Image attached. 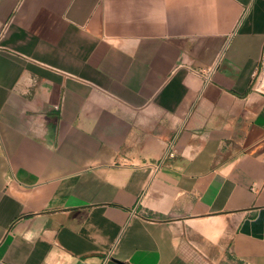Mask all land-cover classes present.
Wrapping results in <instances>:
<instances>
[{
  "label": "crops",
  "instance_id": "1",
  "mask_svg": "<svg viewBox=\"0 0 264 264\" xmlns=\"http://www.w3.org/2000/svg\"><path fill=\"white\" fill-rule=\"evenodd\" d=\"M263 70L264 0H0V264H264Z\"/></svg>",
  "mask_w": 264,
  "mask_h": 264
},
{
  "label": "built area",
  "instance_id": "2",
  "mask_svg": "<svg viewBox=\"0 0 264 264\" xmlns=\"http://www.w3.org/2000/svg\"><path fill=\"white\" fill-rule=\"evenodd\" d=\"M172 150V147L170 148V150L168 151V153L166 154V157L168 156V157H171V156H173V152L171 151Z\"/></svg>",
  "mask_w": 264,
  "mask_h": 264
},
{
  "label": "rangeland",
  "instance_id": "3",
  "mask_svg": "<svg viewBox=\"0 0 264 264\" xmlns=\"http://www.w3.org/2000/svg\"><path fill=\"white\" fill-rule=\"evenodd\" d=\"M264 71V70H263Z\"/></svg>",
  "mask_w": 264,
  "mask_h": 264
}]
</instances>
